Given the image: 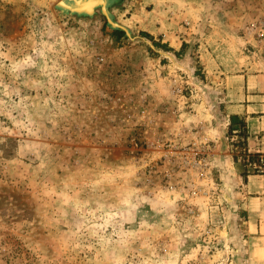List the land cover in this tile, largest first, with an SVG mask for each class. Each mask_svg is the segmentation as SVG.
<instances>
[{
    "label": "rangeland",
    "instance_id": "obj_1",
    "mask_svg": "<svg viewBox=\"0 0 264 264\" xmlns=\"http://www.w3.org/2000/svg\"><path fill=\"white\" fill-rule=\"evenodd\" d=\"M79 2L0 0V264H240L226 175L264 167L204 126L264 0Z\"/></svg>",
    "mask_w": 264,
    "mask_h": 264
},
{
    "label": "crops",
    "instance_id": "obj_2",
    "mask_svg": "<svg viewBox=\"0 0 264 264\" xmlns=\"http://www.w3.org/2000/svg\"><path fill=\"white\" fill-rule=\"evenodd\" d=\"M149 34L162 36L168 47L176 49L177 45L172 43L166 32L162 35V32L149 31ZM223 74L224 77L219 82L223 88V98L220 102L224 106L222 110L219 109L220 111L215 110L212 116V121L216 123L218 129H209L206 126L204 129L220 141V150L223 152L220 158L224 160L225 155L234 163L233 155L230 154V141L239 137L235 134L238 129L232 131L234 134L230 141L226 137L227 128L233 117L242 119L246 125L245 147L248 152L260 151L258 136L264 134V64L258 68L253 65L240 66ZM229 174H233L231 175L234 176L233 183L236 184L232 194L235 207L240 212L237 221L238 232L244 239V247H240L242 248L240 264H264V176L248 173L242 180L236 168L229 170L226 175L230 179Z\"/></svg>",
    "mask_w": 264,
    "mask_h": 264
},
{
    "label": "trees",
    "instance_id": "obj_3",
    "mask_svg": "<svg viewBox=\"0 0 264 264\" xmlns=\"http://www.w3.org/2000/svg\"><path fill=\"white\" fill-rule=\"evenodd\" d=\"M147 38L148 35H145ZM154 46H157V44L154 43ZM161 48H164L166 49L167 51H171V52H174L175 54L177 52H175L174 50L170 49L168 46H163L161 45ZM234 119H239L238 117H233ZM239 128L241 131H240V136L243 137V140L242 141H238L235 143V145H238V146H244L246 144V138H247V134H246V130H245V123L242 119H239ZM234 125H231L230 124V127H229V131L230 133L233 131V130H237V127L234 126ZM234 161H237V157L235 156L234 157ZM253 163H256L257 165H259L261 168L264 167V154H261V153H248L247 150H245V153L243 154V164L245 166H247L248 164H253ZM262 170V169H261Z\"/></svg>",
    "mask_w": 264,
    "mask_h": 264
},
{
    "label": "bare ground",
    "instance_id": "obj_4",
    "mask_svg": "<svg viewBox=\"0 0 264 264\" xmlns=\"http://www.w3.org/2000/svg\"><path fill=\"white\" fill-rule=\"evenodd\" d=\"M93 1V0H92ZM88 2V1H87ZM87 2H86V4H87ZM91 2V1H90ZM79 3H82V0H81V2H79ZM83 3H85V2H83ZM77 4H78V2H77ZM72 5V4H71ZM80 5V4H79ZM82 5V4H81ZM80 5V7H83V6H81ZM77 6V5H76ZM91 5H88L87 7H90Z\"/></svg>",
    "mask_w": 264,
    "mask_h": 264
},
{
    "label": "water",
    "instance_id": "obj_5",
    "mask_svg": "<svg viewBox=\"0 0 264 264\" xmlns=\"http://www.w3.org/2000/svg\"><path fill=\"white\" fill-rule=\"evenodd\" d=\"M89 9V8H88ZM86 11H87V9H86Z\"/></svg>",
    "mask_w": 264,
    "mask_h": 264
}]
</instances>
